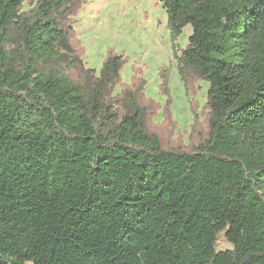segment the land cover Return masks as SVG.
Instances as JSON below:
<instances>
[{
	"label": "trees",
	"instance_id": "1",
	"mask_svg": "<svg viewBox=\"0 0 264 264\" xmlns=\"http://www.w3.org/2000/svg\"><path fill=\"white\" fill-rule=\"evenodd\" d=\"M159 1L209 84L188 145L122 56L85 67L82 0H0V264H264V0Z\"/></svg>",
	"mask_w": 264,
	"mask_h": 264
},
{
	"label": "rangeland",
	"instance_id": "2",
	"mask_svg": "<svg viewBox=\"0 0 264 264\" xmlns=\"http://www.w3.org/2000/svg\"><path fill=\"white\" fill-rule=\"evenodd\" d=\"M82 1L80 10L69 21L83 48L81 60L85 67L98 75L110 54L122 56L115 94L121 93L122 87L142 82L144 97L158 106L157 117L150 123L160 124L163 112L169 109L177 131L187 133L182 142L188 145L187 136L195 121L202 117L209 88L205 81L196 82L195 87L200 90L195 95L188 93L178 72L175 54L179 56L186 48L192 28L186 26L172 41L167 14L159 0ZM35 2L24 3L22 12L32 9ZM163 82H166L167 95L161 92ZM230 248L221 236L217 249Z\"/></svg>",
	"mask_w": 264,
	"mask_h": 264
}]
</instances>
